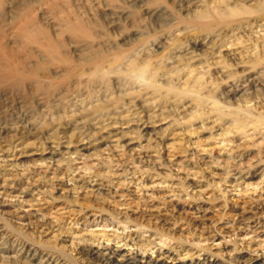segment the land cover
Returning a JSON list of instances; mask_svg holds the SVG:
<instances>
[{"label": "rangeland", "instance_id": "1", "mask_svg": "<svg viewBox=\"0 0 264 264\" xmlns=\"http://www.w3.org/2000/svg\"><path fill=\"white\" fill-rule=\"evenodd\" d=\"M1 2L0 41L9 48L39 49L38 43L20 40L16 33L17 18L27 11L46 32L65 41L62 51L78 59L80 70L90 68L73 36L63 30L66 19L83 22L97 44L94 51L112 63L106 67L111 71L107 77L86 76L81 81H67V72L47 64L58 85L43 95L47 99L42 103L29 85L12 92L0 87V192L6 188L0 194L6 203L0 205V245L5 253L0 254V264H29L30 247L68 264H105V257L118 264H143L150 258L166 264H264L263 233L249 225L230 229L238 213L253 215L264 205V0ZM205 11H211L209 18H203ZM194 45L198 49L191 51ZM228 45L230 50H223ZM136 63L154 68L155 88L134 83L136 78L128 72ZM183 86L191 94H180ZM99 101L114 102L107 106V115L87 110ZM142 103L146 113L139 108ZM145 120L150 123L147 129ZM75 121L87 125L68 128ZM79 177L86 180V188L75 187ZM132 178L134 182L125 184ZM11 192L15 196L6 195ZM159 209L169 224L150 215ZM43 220L48 223L45 229L38 223ZM243 237L245 248L240 245ZM85 242L109 243L118 253L106 250L102 260L100 255L79 253L78 243ZM251 245L263 248L254 252Z\"/></svg>", "mask_w": 264, "mask_h": 264}, {"label": "bare ground", "instance_id": "2", "mask_svg": "<svg viewBox=\"0 0 264 264\" xmlns=\"http://www.w3.org/2000/svg\"><path fill=\"white\" fill-rule=\"evenodd\" d=\"M2 0H0V3L2 4V2H1ZM25 2H26V0H24ZM37 1H39V0H37ZM104 1V0H103ZM115 1V0H114ZM151 1H153V0H151ZM160 1V0H159ZM162 1V0H161ZM164 1V0H163ZM226 1V0H225ZM22 2V1H21ZM29 2V1H28ZM45 2V1H44ZM57 2V1H56ZM58 2H60V1H58ZM63 2H65V1H63ZM74 2V1H73ZM72 2V3H73ZM93 2V1H92ZM101 2H102V0H101ZM13 3V2H12ZM41 3V2H40ZM48 3V2H47ZM53 3H54V1H53ZM66 4H67V2H65ZM205 3V2H204ZM243 3V2H242ZM254 3V2H253ZM252 3V4H253ZM264 3V2H263ZM23 4V3H22ZM25 4V3H24ZM26 4H27V2H26ZM29 4V3H28ZM46 4V3H45ZM50 4H52V3H50ZM57 3H55V5H56ZM60 4H62V3H60ZM82 4V3H81ZM84 4V3H83ZM103 4V3H102ZM107 4V3H106ZM164 4V3H163ZM162 4V5H163ZM188 4V3H187ZM223 4V3H222ZM59 5V4H58ZM75 6H76V3L74 4ZM80 4L79 3H77V6H79ZM108 5V4H107ZM109 5H111L112 6V4H109ZM245 5V4H244ZM1 6V5H0ZM15 6V5H14ZM22 6V5H21ZM20 6V7H21ZM24 6V5H23ZM47 6V5H46ZM60 6V5H59ZM72 6V5H71ZM82 6V5H81ZM97 6H100V5H98V3H97ZM105 6V5H104ZM114 6V5H113ZM112 6V7H113ZM157 6V5H156ZM159 6V5H158ZM226 6V5H225ZM230 6V5H229ZM261 6V5H260ZM26 7V6H25ZM29 7V6H28ZM31 7V6H30ZM40 7V6H39ZM51 7V6H50ZM65 7V6H64ZM86 7V6H85ZM90 7V6H89ZM107 7V6H106ZM115 7V6H114ZM161 7V6H160ZM212 7V6H211ZM234 8H235V6H233ZM244 7V6H243ZM248 7V6H247ZM27 8V7H26ZM37 8V7H36ZM42 8V7H41ZM45 8V7H44ZM58 8V7H57ZM70 8V7H69ZM74 8V7H73ZM72 8V9H73ZM78 8V7H77ZM83 8V7H82ZM103 7H101V9H102ZM165 8V7H164ZM195 8V7H194ZM220 8V7H219ZM231 8V7H230ZM240 8V7H239ZM245 8V7H244ZM258 8V7H257ZM256 8V9H257ZM20 9V8H19ZM28 9V8H27ZM30 9V8H29ZM33 9V8H32ZM47 9V8H46ZM60 9V8H59ZM67 9V8H66ZM71 9V10H72ZM76 9V8H75ZM85 9H87V8H85ZM84 9V10H85ZM92 9V8H91ZM90 9V10H91ZM161 9V8H160ZM200 9V8H199ZM214 9V8H213ZM246 9V8H245ZM251 8H250V6H249V10H250ZM254 9V8H253ZM252 9V10H253ZM8 10V9H7ZM22 10V9H21ZM41 10H43V9H41ZM68 10V9H67ZM88 10V9H87ZM94 10H96V9H94ZM223 10V9H222ZM241 10V9H240ZM243 10V9H242ZM247 11L246 12H253L252 10H250V11H248V8L246 9ZM12 11V10H11ZM45 11V10H44ZM60 11V10H59ZM76 11V10H75ZM79 11H80V9H79ZM92 11H93V9H92ZM97 11V10H96ZM95 11V12H96ZM106 11V10H105ZM159 11V10H158ZM217 11V10H216ZM223 11H225V10H223ZM222 11V12H223ZM235 10H233L232 12H234ZM237 11H238V6H237ZM257 11V10H256ZM34 12V11H33ZM48 12V11H47ZM55 12H56V10H55ZM58 12V11H57ZM68 12V11H67ZM66 12V13H67ZM77 12V11H76ZM102 12V11H101ZM100 12V13H101ZM206 12V11H205ZM210 12L211 11H208V12H206L205 14H203L202 13V15H203V18L204 17H207V18H209V14H210ZM215 12V11H214ZM227 12V11H226ZM229 12V11H228ZM227 12V13H228ZM240 11H238V13H239ZM255 12V11H254ZM15 13V12H14ZM28 13L29 12H27V11H24V12H22V14H21V16H18V18H17V24H16V33H17V35L19 36V38H20V40H22V39H24V40H27V42L28 41H33V42H35V43H38V45H39V49L38 50H26V49H24V48H9V46H8V44H6L4 41H0V87H8V88H10V92H12L11 91V88L12 89H16V88H21V87H23V89H25V86L26 85H29V87H30V89L33 91V92H35V93H37L39 96L37 97V100H38V102H41L42 103V101H43V98H45V99H47V97H43V95H47V93H49L51 90H53V88L56 86V85H58V82H56V81H54L53 79H54V73L51 71V69L49 68V66L47 65V64H51V66L52 65H54V64H57L58 65V67L57 68H59L60 69V71L62 72H67L71 77H69L68 79H66L67 81H69L71 78H78V80H79V78H80V81L81 80H84L85 78H86V76H90L91 78H96V80L97 79H100V77H105L106 75H108L109 73H111V71L110 72H107L106 70V67H107V65L109 66V65H111V63L112 62H109V61H111V60H109L105 55H102L100 52H95L94 51V49H95V46L97 45L95 42V46H94V44H93V42H92V36H91V32H89V31H87L86 29H85V26H84V24H83V20L81 21L82 23H71L70 21H67V19H66V23H65V28H63V30L65 29V31L67 32H69L72 36H73V39H74V44H75V42L78 44V46H77V44H76V46L78 47V50H80L81 52H82V54H85L86 56H84L83 57V61H85V65H87L88 67V69L90 68V71H85V69L84 70H80L81 68H80V66L79 67H77V65H76V63L77 62H79L78 61V59L77 60H75V58H73V56H72V58L66 53V51L67 50H65V52L64 51H62V46L65 44V41H64V43H62V42H60L58 39H57V37H56V39L53 37L54 36V34H53V36L50 34V33H48V32H46L44 29H43V27H41L40 26V23L39 22H41V21H37L36 19H35V15H33L34 17H30V14L28 15ZM46 13V12H45ZM64 12H62V14H63ZM70 13V12H69ZM73 13H74V11H73ZM78 13H81V12H78ZM83 13V12H82ZM99 13V14H100ZM224 13V12H223ZM235 13H236V15H237V12L235 11ZM241 14L243 13V12H240ZM245 13V12H244ZM11 14V13H10ZM19 14V13H18ZM36 14V13H35ZM50 14V13H49ZM197 14V13H196ZM199 14H201V13H199ZM216 14V13H215ZM221 14V13H220ZM230 14V13H229ZM234 14V13H233ZM249 14V13H248ZM47 15V14H46ZM51 15V14H50ZM49 15V16H50ZM56 15H57V13H56ZM69 15V14H68ZM71 15V14H70ZM75 15V14H74ZM73 15V16H74ZM85 15L87 16V13H85ZM91 15V14H90ZM201 15V16H202ZM224 15V14H223ZM222 15V16H223ZM14 16H17V15H14ZM39 16V15H38ZM45 16V15H44ZM49 16H48V18H49ZM82 16V15H81ZM80 16V17H81ZM84 16V15H83ZM160 16V15H159ZM217 16V15H216ZM219 17L218 18H220V16L221 15H218ZM1 17V16H0ZM7 17V16H6ZM40 17H41V15H40ZM47 17V16H46ZM56 17V16H55ZM59 17H61V16H59ZM66 18H68V17H70V16H65ZM76 17V16H75ZM210 17H211V15H210ZM224 17V16H223ZM5 18V17H4ZM51 18V17H50ZM49 18V19H50ZM62 18H63V16H62ZM198 18H199V16H198ZM202 18V19H203ZM10 19H12V18H10ZM53 19H54V17H53ZM78 19V18H77ZM77 19H75V20H77ZM92 19V18H91ZM94 19V18H93ZM200 19L201 18H199V21H200ZM201 19V20H202ZM206 19V18H205ZM204 19V20H205ZM211 19V18H210ZM8 20V19H7ZM40 20H42V18L40 19ZM51 20V19H50ZM55 20H57V19H55ZM63 20V19H62ZM86 20V19H85ZM95 20V19H94ZM97 21H98V19H96ZM192 20H194V19H192ZM195 20H197V18L195 19ZM194 20V21H195ZM43 21V20H42ZM46 21V20H45ZM49 21V20H48ZM58 21V20H57ZM199 21H196L195 22V24L197 25V24H200L201 25V21L199 22ZM208 21V20H207ZM211 21V20H210ZM210 21H208V22H210ZM56 22V21H55ZM76 22V21H75ZM78 22H79V20H78ZM87 22V21H86ZM93 22V21H92ZM92 22H91V24H92ZM95 22V21H94ZM193 22V21H192ZM208 22H206V23H208ZM45 23V22H44ZM46 23H48V22H46ZM97 23V22H96ZM9 24V23H8ZM49 24V23H48ZM53 24H54V22H53ZM57 24H59V23H57ZM98 24V23H97ZM50 25V24H49ZM86 25H88L89 27H90V25H89V23L88 24H86ZM203 25V24H202ZM11 26V25H10ZM46 26V25H45ZM97 26V25H96ZM262 26V25H261ZM56 27V26H55ZM88 27V28H89ZM91 27H95V26H92L91 25ZM46 28V27H45ZM49 28V27H48ZM52 28V27H51ZM60 28H62V27H60ZM59 28V29H60ZM87 28V29H88ZM1 29H2V27H1ZM4 29V28H3ZM90 29H92V28H90ZM90 29H88V30H90ZM94 29H96V27L94 28ZM15 30V29H14ZM47 30V29H46ZM49 30H50V28H49ZM54 30V29H53ZM57 30H58V28H57ZM264 30V29H263ZM262 30V31H263ZM51 31V30H50ZM93 31V30H92ZM56 32V31H55ZM58 32V31H57ZM61 32H62V30H61ZM252 32V31H251ZM1 33H2V31L0 30V37L1 36H3V35H1ZM52 33V32H51ZM54 33V32H53ZM61 34V33H60ZM257 34V33H256ZM59 35V34H58ZM66 35H68L67 33H66ZM102 34H100V36H101ZM242 35V34H241ZM9 36V35H8ZM60 36V35H59ZM71 36V37H72ZM98 36V35H97ZM103 36V35H102ZM44 38L43 40H41L42 38ZM69 37V36H68ZM67 37V38H68ZM94 37H96L95 36V34H94ZM2 38V37H1ZM5 38V37H4ZM64 38H66V37H64ZM66 38V39H67ZM97 38V37H96ZM254 38V37H253ZM72 39V38H71ZM72 39V40H73ZM140 39V38H139ZM1 40V39H0ZM19 40V39H18ZM64 40V39H63ZM96 40H98V39H96ZM251 40V39H250ZM249 40V41H250ZM68 41V40H67ZM95 41V40H94ZM103 41V40H102ZM233 42V41H232ZM69 43H70V41H69ZM256 43V42H255ZM10 44V43H9ZM25 44V43H24ZM72 44H73V42H72ZM73 44V45H74ZM99 44V43H98ZM102 44H103V42H102ZM162 44V43H161ZM197 44V41H196V43H195V45ZM221 44V43H220ZM225 44V43H224ZM12 45V44H11ZM21 45V44H20ZM23 45V44H22ZM67 45V44H66ZM66 45H64L65 47H66ZM71 45V44H70ZM111 45V44H110ZM195 45H194V50H191V51H195L196 49H198V47L196 48L195 47ZM25 46H27V45H25ZM98 46H100V45H98ZM128 46H130V45H128ZM160 46V45H159ZM37 47V46H36ZM97 47V46H96ZM101 47V46H100ZM219 47H221V46H219ZM223 47V46H222ZM75 48V47H74ZM109 48V47H108ZM216 48V47H215ZM31 49H33V48H31ZM103 49V48H102ZM110 49V48H109ZM193 49V48H192ZM238 49V48H237ZM72 50V49H71ZM214 50V49H213ZM222 50V49H221ZM220 50V51H221ZM223 50H230V48H229V45H228V47H226L225 49H223ZM77 51V50H76ZM232 51V50H231ZM69 52V51H68ZM102 52H103V50H102ZM237 52V51H236ZM104 53V52H103ZM190 53V52H189ZM244 53V52H243ZM254 53V52H253ZM256 53V52H255ZM239 54V53H238ZM74 55V54H73ZM183 55V54H182ZM200 55V54H199ZM228 55V54H227ZM234 55V54H233ZM251 55V54H250ZM82 56V55H81ZM147 56V55H146ZM177 56V55H176ZM253 56V55H252ZM263 56H264V54H263ZM192 57V56H191ZM78 58V57H77ZM207 58V57H206ZM210 58V57H209ZM262 58V57H261ZM82 59V58H81ZM191 59V58H190ZM189 59V60H190ZM183 60V59H182ZM252 60V59H251ZM234 61V60H233ZM141 62V61H140ZM243 63V62H242ZM70 64H75L76 65V67H71L70 66ZM255 64V63H254ZM74 65V66H75ZM150 65H151V63H150ZM201 65V64H200ZM73 66V65H72ZM127 66V65H126ZM208 66V65H207ZM182 67V66H181ZM193 67V66H192ZM56 68V69H57ZM115 68H117V67H115ZM263 68V67H262ZM79 69V70H78ZM114 69V68H113ZM176 69V68H175ZM77 70L80 72V71H82L79 75H78V73H77ZM119 70V69H118ZM153 70H154V68H153ZM148 65H141V64H139V63H136V64H134V65H132L131 67H130V71L128 72V73H131V75H132V77L133 78H136V81H134V83H137V81L139 80V81H142V82H144L143 83V85L145 84V86H148V87H150V85H152L154 88H155V85H156V79L154 78V77H156V71L154 70L153 71ZM159 70V69H158ZM157 70V71H158ZM165 70V69H164ZM45 71V72H44ZM60 71H57V70H55L54 72L55 73H57V72H60ZM126 71V70H125ZM202 71V70H201ZM260 71H261V69H260ZM41 72H44V76L42 75V74H40ZM60 72V73H61ZM122 72V71H121ZM159 72V71H158ZM199 72V71H198ZM171 73V72H170ZM57 74H59V73H57ZM159 74V73H158ZM121 75V74H120ZM129 75V74H128ZM111 76V75H110ZM127 76V75H126ZM125 76V77H126ZM85 77V78H84ZM107 77V76H106ZM118 77V76H117ZM120 77H122V75L120 76ZM119 77V78H120ZM200 77V76H199ZM261 77V76H260ZM63 79H64V76L62 77ZM81 78H84V79H81ZM128 78V77H127ZM126 78V79H127ZM123 79V78H122ZM244 79V78H243ZM251 79V78H250ZM76 80V79H75ZM77 80V81H78ZM102 80V79H101ZM134 80V79H133ZM164 80V79H163ZM187 80V79H186ZM193 81V80H192ZM197 81V80H196ZM66 82V81H65ZM84 83H85V81H83ZM164 82V81H163ZM202 82V81H201ZM201 82H200V84H201ZM64 83V80L61 82V84H63ZM68 83V82H67ZM74 83V82H73ZM77 83H79V82H77ZM127 83V82H126ZM186 83H187V81H186ZM190 83V82H189ZM66 84V83H65ZM192 84V83H191ZM199 84V86H201ZM68 85H70V84H68ZM76 85V84H75ZM183 85V84H182ZM230 85V84H229ZM83 86V85H82ZM187 87H188V85H186ZM191 86V85H190ZM195 86V85H194ZM243 86V85H242ZM169 87V86H168ZM171 88H173L174 86L173 85H171L170 86ZM178 87V86H177ZM192 87V86H191ZM196 87V86H195ZM198 87V86H197ZM14 89V90H15ZM158 89V88H157ZM209 89V88H208ZM2 90H4L3 88H2ZM8 90V89H7ZM13 90V92H15ZM21 90V89H20ZM160 90V89H159ZM189 89H187V88H185L184 86H183V90H181L179 93L180 94H186V95H189V94H191L190 93V91H188ZM1 91V90H0ZM18 91V90H17ZM27 91H28V89H27ZM124 91V90H123ZM123 91H121V92H123ZM158 91V90H157ZM201 91V90H200ZM6 92V91H5ZM31 92V91H30ZM53 92V91H52ZM178 92V91H177ZM194 92V91H193ZM250 92V91H249ZM4 93V92H3ZM51 93V92H50ZM62 93V92H61ZM149 93V92H148ZM60 94V93H59ZM199 94H200V92H199ZM227 94V93H226ZM235 94V93H234ZM96 95V94H95ZM112 95V94H111ZM133 95H134V93H133ZM49 96V95H48ZM128 96H129V93H128ZM193 96V95H192ZM196 96V95H195ZM206 96V95H205ZM240 96V95H239ZM34 97H35V94H34ZM82 97V96H81ZM120 97H122L121 95H120ZM124 97V96H123ZM126 97V96H125ZM131 97V96H130ZM213 97V96H212ZM215 97V96H214ZM213 97V98H214ZM134 98V97H133ZM198 98V100L199 101H202L199 97H197ZM109 99H110V97H109ZM121 99V98H120ZM119 99V100H120ZM132 99V98H131ZM106 99H104L103 101H105ZM111 100V99H110ZM113 100V99H112ZM115 100V99H114ZM118 100V99H117ZM126 100V99H125ZM45 101V100H44ZM173 101V100H172ZM126 102L128 103L129 101H127L126 100ZM114 103V102H113ZM113 103H109V104H104V103H102V101H99V102H94V103H92L91 104V106H89L88 107V109L87 110H91V109H93L94 111H91V112H95V113H97V112H103V113H105V112H107V111H110V108H108L107 106H109V105H112ZM131 102H129V104H130ZM138 104V103H137ZM105 105V106H104ZM131 105V104H130ZM151 105V104H150ZM156 105V104H155ZM132 106V105H131ZM133 106H135V104L133 105ZM171 106V105H170ZM136 107H137V105H136ZM169 107V106H168ZM84 108V107H83ZM86 108V107H85ZM121 108V107H120ZM138 108V107H137ZM139 108H140V110L141 111H143V113L145 112H147V108H146V106L142 103V104H140V106H139ZM171 108V107H170ZM169 108V109H170ZM238 108V107H237ZM240 108V107H239ZM80 110V109H79ZM82 110V109H81ZM112 110V109H111ZM114 110V109H113ZM172 110V109H171ZM85 111H86V109H85ZM118 111V110H117ZM150 111V110H149ZM77 112H79V111H77ZM83 112V111H82ZM84 113V112H83ZM102 113V114H103ZM111 113V112H110ZM115 112H113L112 114H114ZM139 113H140V111H139ZM142 113V112H141ZM149 113V115H147L148 117L150 116V112H148ZM147 113V114H148ZM153 113H154V111H153ZM82 114V113H81ZM90 114H92V113H90ZM106 114V113H105ZM112 114H111V116H112ZM250 114V113H249ZM107 115V114H106ZM86 116V115H85ZM104 117H105V115H103ZM154 116H156V115H154ZM87 117V116H86ZM85 117V118H86ZM113 117V116H112ZM118 117H120V116H118ZM262 117V116H261ZM83 118V117H82ZM81 118V119H82ZM115 118V117H114ZM123 118V117H122ZM153 118V117H152ZM235 118V117H234ZM87 119V118H86ZM101 119V118H100ZM109 119V118H108ZM141 119V118H140ZM145 119V118H144ZM148 119V118H147ZM149 119H150V117H149ZM164 119V118H163ZM30 120V119H29ZM83 120H84V118H83ZM94 120V119H93ZM104 120V119H103ZM114 120V119H113ZM142 120V119H141ZM235 120V119H234ZM239 120V119H238ZM109 121V120H108ZM133 121V120H132ZM143 121V120H142ZM141 121V122H142ZM114 122V121H113ZM145 123L143 124L142 123V125H144V127L147 129V128H149V124H148V120L146 121H144ZM19 123V122H18ZM25 123V122H24ZM87 123V122H86ZM116 123V122H115ZM26 124V123H25ZM24 124V125H25ZM96 124V123H95ZM102 124V123H101ZM104 124H106L105 122H104ZM112 124V123H111ZM245 124V123H244ZM255 124V123H254ZM85 125H87V124H85ZM84 124H83V121H75V123L74 124H72L71 126H69L68 128H72V130H77V128L80 130V129H82V128H84V127H86ZM100 125V124H99ZM141 125V126H142ZM235 125V124H234ZM26 126H27V124H26ZM101 126V125H100ZM108 126H110L109 124H108ZM153 126V125H152ZM105 128H107V126H104ZM103 127V128H104ZM143 127V128H144ZM88 128V127H87ZM144 128V129H145ZM94 129V128H93ZM97 129V128H96ZM101 129H102V126H101ZM61 130V129H60ZM68 130V129H67ZM98 130V129H97ZM100 130V129H99ZM23 131V130H22ZM86 131V130H85ZM242 131V130H241ZM100 132V131H99ZM15 133V132H14ZM88 133V132H87ZM91 133V132H90ZM89 133V134H90ZM74 134V133H73ZM81 134H82V132H81ZM89 134H88V136H89ZM83 135V134H82ZM47 138V137H46ZM86 138V137H85ZM51 140H53V139H51ZM90 140V139H89ZM80 141H81V139H80ZM83 141H84V138H83ZM94 141V140H93ZM85 142H87V141H85ZM90 142V141H89ZM26 143V142H25ZM30 144V143H29ZM92 144V143H91ZM66 145V144H65ZM64 145V146H65ZM86 145V144H85ZM131 149V148H130ZM24 154V153H23ZM25 155V154H24ZM5 156V155H4ZM51 156H52V154H51ZM51 156H49V157H51ZM52 160V159H51ZM54 160V159H53ZM54 162V161H53ZM57 164V163H56ZM58 165V164H57ZM59 166V165H58ZM154 168H155V166H154ZM137 169V168H136ZM25 171V170H24ZM136 172V171H135ZM80 175V174H79ZM242 176H244V175H242ZM77 177V176H76ZM83 177H85V176H83ZM83 177H79L76 181H77V185L75 186L76 188L77 187H79V188H84L85 187V184H86V180L83 178ZM92 177V176H91ZM241 177V176H240ZM245 177V176H244ZM243 177V178H244ZM86 178V177H85ZM144 178V177H143ZM75 179V178H74ZM87 179V178H86ZM127 179H125V181H126ZM134 180V178H132L130 181H128L127 183H125V184H130V183H132V182H134L133 181ZM240 180V179H239ZM233 182H235V180L233 181ZM236 182H238V181H236ZM241 181H239V183H240ZM99 183H101V182H99ZM99 183H96V186H99ZM123 183V184H124ZM248 183V182H247ZM122 184V183H121ZM251 184V183H250ZM137 186H138V184H137ZM247 186V185H246ZM87 187V186H86ZM85 187V188H86ZM139 187V186H138ZM143 187V186H142ZM153 187V186H152ZM22 188H24V187H22ZM95 188V187H94ZM92 189V191H97L98 189ZM125 188V187H124ZM127 188V190L129 189V187H126ZM13 190V189H12ZM36 190V189H35ZM37 190H38V188H37ZM118 190V189H117ZM143 190V189H142ZM6 191V188H5V190L3 189V192H0V194H3L4 195V193H6L5 192ZM80 191V190H79ZM32 192V191H31ZM87 192V191H86ZM117 192V191H116ZM115 192V193H116ZM127 192V191H126ZM232 192V191H231ZM24 193V192H23ZM88 193V192H87ZM99 193V192H98ZM131 193V192H130ZM39 194V193H38ZM86 194V193H85ZM100 194V193H99ZM127 194V193H126ZM7 196H15L14 194L12 195V192L11 193H8V194H6ZM17 195H19V194H17ZM16 195V196H17ZM22 195V194H21ZM87 195V194H86ZM89 195V194H88ZM91 195V194H90ZM129 195V194H128ZM20 196V195H19ZM18 196V197H19ZM31 196H33V195H31ZM25 197V196H24ZM99 198V197H98ZM106 198V197H105ZM151 198V197H150ZM23 199V198H22ZM37 199V198H36ZM24 200V199H23ZM35 200V199H34ZM27 201V200H26ZM28 202V201H27ZM122 201H120V203H119V206H122ZM6 203H5V200L3 199V200H0V205H5ZM118 204V203H117ZM145 205V204H144ZM157 207V206H156ZM174 209V208H173ZM21 210V209H20ZM123 210V209H122ZM195 210V209H194ZM196 210H198V209H196ZM244 210V209H243ZM250 210H251V208H250ZM27 211V210H26ZM199 211V210H198ZM198 211H196V212H198ZM246 211V210H245ZM122 212V211H121ZM200 212V211H199ZM148 213V212H147ZM6 214V213H5ZM145 214V213H144ZM153 214H155L156 216V218H157V221H158V219L163 223L164 222V224H169L170 223V220L167 218V217H165V213H164V211H162V210H156V212H151L150 213V215H153ZM236 214V213H235ZM239 214V217L237 218V220H236V222H234V224L233 225H231L230 227V229H236V230H245L246 229V225H249V226H251L252 228H253V231L254 232H259V233H263L262 234V236H264V205L262 204V205H260V206H258L257 208H256V211L255 212H253L252 214L253 215H246V214H242V213H238ZM135 215V214H134ZM142 215V214H141ZM179 215V214H178ZM237 215V214H236ZM144 216H147V215H144ZM23 217H26L27 219H31L30 218V216H27V214H24V216ZM127 217V216H126ZM149 217H151V216H149ZM197 217H198V214H197ZM70 218V217H69ZM38 219V218H37ZM42 219V218H41ZM44 219V218H43ZM134 219H136L135 217H134ZM140 219V218H139ZM148 219H151V218H148ZM46 220V219H45ZM45 220H43V221H39L38 223H39V226L41 227V229L42 228H44L45 229V227L47 226V220L45 221ZM105 221H107V218L105 219ZM52 222V221H51ZM176 223V222H175ZM33 224V223H32ZM31 224V225H32ZM213 224V223H212ZM30 225V226H31ZM50 225H51V223H50ZM29 226V227H30ZM49 226V225H48ZM163 226V225H162ZM182 226V225H181ZM225 226V225H224ZM248 226V227H249ZM49 227H51V226H49ZM201 227V225H199V228ZM208 227V226H207ZM114 228V227H113ZM116 228V227H115ZM175 228V227H174ZM202 229H204L205 230V228H206V226L205 225H202V227H201ZM210 228V227H209ZM48 229V228H47ZM250 229V228H249ZM43 231V230H42ZM218 231V230H217ZM227 231V230H226ZM247 231V230H246ZM83 232V231H82ZM212 232V231H211ZM253 232V233H254ZM47 233V232H46ZM174 233V232H173ZM236 233V232H235ZM244 234V233H243ZM257 234V233H256ZM234 235V234H233ZM241 235V234H240ZM245 235V234H244ZM258 236H260L259 234H257ZM56 236V235H55ZM176 236V235H175ZM225 236V235H224ZM205 237V236H204ZM263 238V237H262ZM244 239H246V237L244 238L243 237V241H242V243L240 244L241 245V247L242 248H245V242H244ZM57 240V239H56ZM89 240V239H88ZM111 240V239H110ZM230 240V239H229ZM123 241V240H122ZM129 241V240H128ZM253 241H254V239H253ZM84 242V241H83ZM108 242V241H107ZM127 242V241H126ZM247 242V241H246ZM252 242V241H251ZM250 242V243H251ZM133 244H134V242H132ZM137 243V242H136ZM249 243V242H248ZM78 244H80V247L78 248V249H81L80 251H79V253H83V252H85L86 254H89V255H97V256H99L100 255V260H102V257H101V255H103V254H105L104 253V251H106V250H110L111 251V253H114V254H117L118 252H117V250H115V249H113L111 246H110V244L108 245H104V246H101V245H97V246H95L93 243H91V242H85V243H78ZM103 244V243H102ZM2 245V244H1ZM0 245V251L1 250H3L4 249V247H3V245L1 246ZM63 245V244H62ZM127 245H128V243H127ZM132 245V244H131ZM130 245V246H131ZM202 245V244H201ZM249 245V244H248ZM101 246V247H100ZM206 246V245H205ZM256 246V245H255ZM55 247V246H54ZM251 248L252 247H254V245H251L250 246ZM145 248V247H144ZM248 248V247H247ZM262 248L263 247H260L259 248V246L257 247H254V249H253V251L255 252V251H259V250H262ZM134 249H135V247H134ZM249 249V248H248ZM133 250V249H132ZM242 250V249H241ZM244 250V249H243ZM247 250V249H246ZM251 250V249H250ZM134 251V250H133ZM3 251H1L0 252V254H5L4 252L2 253ZM27 252H28V254L26 255V259H27V263H29V264H68L66 261H64L63 259H59V258H56V257H53L49 252V254H47V253H45V254H40V252H38L37 250H36V248L35 247H30L28 250H27ZM136 253V252H135ZM143 253V252H142ZM141 253V254H142ZM228 253V252H227ZM14 254V253H13ZM13 254H11V255H13ZM110 254V253H109ZM139 254V253H138ZM258 254V253H257ZM145 255V254H144ZM172 255V254H171ZM15 256V255H14ZM14 256H11V257H14ZM142 256V255H141ZM3 257V256H2ZM5 257V256H4ZM181 257V256H180ZM187 257V256H186ZM71 258V257H70ZM37 259H39V262H37ZM104 260H102L105 264H118L117 263V261H115L114 259H112L111 260V258L110 257H105V258H103ZM13 261H15V260H13ZM16 261H19V260H16ZM25 261V260H24ZM121 261H124V260H121ZM9 262V261H8ZM124 262H126V261H124ZM143 264H166L163 260H161V259H144L143 261ZM263 262V261H262ZM19 263V262H18ZM123 264V263H122Z\"/></svg>", "mask_w": 264, "mask_h": 264}]
</instances>
